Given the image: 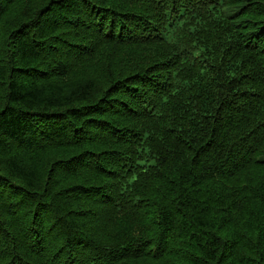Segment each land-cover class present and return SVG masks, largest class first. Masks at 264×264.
Masks as SVG:
<instances>
[{"label": "trees", "instance_id": "16d2710c", "mask_svg": "<svg viewBox=\"0 0 264 264\" xmlns=\"http://www.w3.org/2000/svg\"><path fill=\"white\" fill-rule=\"evenodd\" d=\"M35 1L0 0V264H264V0Z\"/></svg>", "mask_w": 264, "mask_h": 264}, {"label": "rangeland", "instance_id": "374dc122", "mask_svg": "<svg viewBox=\"0 0 264 264\" xmlns=\"http://www.w3.org/2000/svg\"><path fill=\"white\" fill-rule=\"evenodd\" d=\"M35 2H37L38 3V0H36ZM33 3V2H32Z\"/></svg>", "mask_w": 264, "mask_h": 264}]
</instances>
